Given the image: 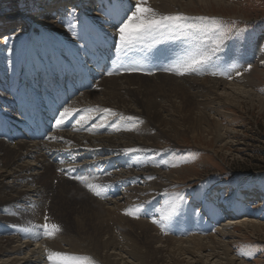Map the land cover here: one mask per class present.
<instances>
[{"label":"rangeland","instance_id":"obj_1","mask_svg":"<svg viewBox=\"0 0 264 264\" xmlns=\"http://www.w3.org/2000/svg\"><path fill=\"white\" fill-rule=\"evenodd\" d=\"M72 1L70 0L69 2ZM82 1L83 5L80 10L67 9L59 15H52L54 22L47 24V20L51 17H41L37 13L40 6L45 3L42 0H0V35L4 39L8 31H10L9 38L5 41L6 43L4 44V41L0 43V55H4L2 52H8L9 57L13 56L14 45L12 43L14 41L17 42L20 48L17 60L5 61L10 69L14 67L11 77L6 78L7 86L10 88L17 87L16 91L23 89V87L34 89L38 87V84L43 86V81H45L43 75L47 74L57 78L58 73H63L64 70L68 69L59 65L58 62L65 60L67 65L70 64V69L72 70V67H74L72 62L75 59L73 57L83 62L84 66H90V68L100 73L102 69L109 68L110 63L116 61V59L120 61L124 57L130 56L131 52L135 51L139 46L140 48H145V50L158 51V55L145 60L147 65L152 60L154 62L157 61L156 64L149 65L148 71H153L151 72L153 74L138 77L150 80H156V76L165 77L169 80L176 78L175 81H178L180 87L183 88L182 92L193 98L194 105L192 103L187 110L181 112L180 110L177 111L176 107H173V101L175 99L178 101L179 98H173L172 101L161 97H158L159 99L154 97H151V99L147 98L146 103L149 107H154L160 117L158 119L157 116H153V121H150L140 116L128 115L124 111L130 106L137 113H144V108H142L141 104L138 101L134 102L132 98L127 97L125 98L126 102L109 105L108 109L111 108L116 115L105 113L102 109H105L106 105H102L100 102L99 104L92 98H88L87 101L85 99L82 102L88 108L80 111L84 113L81 117L89 123L95 118L94 121H97L95 126L110 124V129L108 132L85 133L87 129L84 126L77 128L80 123L78 124L74 121L76 128H73L72 131H84L85 139L89 138V141L92 137H98V135L99 137H111V139H95L100 144L98 142L93 143L90 141V144L89 142L79 141L80 144L83 143L81 146L84 150L74 152L73 156L75 155V160H80L83 155H86L87 157L84 161H77L75 166L73 162L67 163V161L62 159L56 162V158H53L52 161L49 160L53 164L51 169L44 170L40 176L34 173L37 170L33 171V175L42 180L38 183H33V185H31L32 182L30 184L29 182L26 183L14 179L13 170L0 167V174L9 172L7 176L10 174L9 178H12L6 181L9 184L5 182L1 185L0 183V250H2L0 251V264H4V260H12L10 259L12 257L18 259L17 257L24 255L23 248L25 251H27L26 249H31L32 241L26 238L28 234H31V231L32 233L41 234L39 230L36 232L35 229H30V232L16 229L13 226V222H17L15 226L18 227H20L18 225L20 219H22L20 224L31 221L37 224L39 221L46 223L45 216H47L49 226L56 224L61 229L55 233L57 234L56 237L55 235L53 238L40 236L39 240L42 245L40 256L46 262L49 261L47 258L48 250L56 252L60 249L61 251L57 252H64L63 254L67 253L68 256H78V258H83V255H81L83 252L84 256L88 257V253L82 246H77V250L76 248L70 249L67 246H63V249L66 250L65 252V250L61 249L57 239H74L79 236L80 232L88 229L86 232L89 231L90 237L94 232H97L98 241H108L109 246L116 248V251L113 252L117 254V258L122 259L120 264H208L206 256L209 257L208 262L210 264H264V201L244 208L243 212L246 217L242 215L237 220H233L234 218L224 220L229 225L230 221H238L235 222V226L229 227L227 224L228 226H222L219 229L217 228V230L210 229L203 220H200L196 226L189 227L185 225L186 221L181 218L183 212L181 207L189 208L188 200L200 198L201 193L202 196L204 194L206 196L211 190V183L216 187L223 181L230 183L246 182V185L251 186L250 190L262 189L261 185L264 188V0H147V6L153 8L161 15L179 13L190 17L208 16L215 17L219 23L213 25L211 22L199 20L181 21L179 22V29H163L154 36L146 37L143 41L133 43L127 47H118L119 38L114 23L126 18L129 7L124 12L119 11V8L117 13H113L109 11V6L114 5L113 2L115 0H105V4L102 7L100 6V8H94L97 2L94 4L93 0ZM78 2L80 0H76V4ZM55 3H57V0H55ZM53 11L55 12V10ZM25 18L27 21L24 20ZM29 20H32L34 24L24 25ZM19 24L26 27L20 29L18 28ZM34 25H36L35 28L32 27ZM197 29H202V31H197ZM6 30L7 32L5 33ZM222 33L223 35H221ZM25 35H32V37L27 40ZM19 37L21 38L19 39ZM218 39L222 41L219 50L211 57L212 59L200 66L198 73L194 72L178 76L173 73L160 71L162 68H173L175 70L192 57L207 55L208 51L215 47L214 41ZM24 44L27 49L25 50L26 53H24V62L21 63V49ZM112 49L116 50L115 56L112 54ZM63 50L69 51L68 53L71 51L72 53L68 54L70 57L62 54ZM30 61H33L36 65L38 64L37 61H39V65L42 64L45 70L39 71L35 64L28 70L27 63ZM18 62L20 66H17ZM248 65H251L250 69H248ZM32 71L34 76L30 74ZM26 72H29L28 75ZM110 72L115 74L107 75L105 72L99 75L98 73V78L92 79V82L96 80L95 84L98 82L96 87L92 90L84 91V94L100 91L99 84L102 79L113 80L123 76L135 78L137 77L135 75H141L125 72L123 68L119 71ZM212 73H217V75H212ZM4 75L6 74L4 73ZM183 78L186 79L182 81ZM205 79H207V83ZM213 81L219 84L217 85ZM72 83L75 86L79 85L80 79L76 78ZM215 85L218 86V89ZM221 86H224V88L240 87L255 95V98L253 101L244 96L234 99L229 92L223 90L224 88L221 91ZM7 90L8 88L6 87L4 89L0 87V96L4 97L5 92V95L11 98V96L7 95ZM214 91L218 95H215ZM77 93L72 96L69 102L70 106H68L69 108L72 107L71 109L76 107L73 104L74 100L83 95L80 92ZM2 97H0V100ZM95 98H98V96H95ZM260 100H262V106L259 102ZM4 102L9 104L10 100L7 98L4 99ZM1 105L6 110L8 109L14 117L18 114V111L16 109L12 110L11 106L7 107L0 103ZM87 105H92L93 107L91 106V108ZM95 107L96 110H94ZM97 109L104 114H100ZM97 113L99 117H102L99 118ZM180 115H184V117ZM128 117L135 119L129 120L127 119ZM19 140L6 141L4 139V142L13 145L15 141ZM49 142L47 141V143ZM58 142L56 139L55 144L57 145H54V152L66 144V142L64 144L62 142H59V144ZM108 142L109 145H107ZM26 143L30 144L31 142ZM74 145L67 143L63 147L69 146V150L72 153V150L77 149L76 147L73 148ZM131 148L136 149V151H124ZM1 153L2 150L0 149V161ZM56 154L62 158L59 153L56 152ZM78 164L83 165L78 166ZM90 165H93L94 168H89ZM64 166L80 168L82 177L87 179L83 182L77 179L76 181L84 186L88 183L101 185L103 188L102 197H97L90 191V194H87L75 182L69 181L70 179L66 176L70 171L60 172ZM15 169L19 170V167H15ZM76 170L78 171V169H75L74 172H77ZM238 173L241 174L240 177L232 178L234 174ZM54 176L56 179H54ZM149 177H153V179H149ZM0 179L1 182L4 178L0 177ZM234 179H238L239 182L234 181ZM13 187L14 190L12 189ZM25 188L31 190H25ZM111 188L119 189L116 197L107 195V191ZM5 189L6 191H4ZM217 189L224 190V188ZM9 190H13L15 195ZM223 190L221 192L227 195L228 191ZM20 193L23 196L17 200L16 197ZM69 193L71 194L69 195ZM261 193H255V195ZM7 197L12 200L10 202L7 201ZM180 197H183V201L180 200ZM228 202L234 203L235 198ZM29 204L32 207L34 205L37 206L34 209L32 207L29 208ZM135 207H141L142 209L139 213V218L124 214L126 209ZM28 210L29 212H27ZM190 210L193 212L191 207ZM240 211L242 210L240 209ZM197 214L195 211L191 213V217ZM78 215L80 218L82 217V220H79ZM201 215L204 216V214ZM163 217L169 218L163 219ZM187 217L189 218L188 213ZM109 218H112V221ZM17 219L19 220L17 221ZM75 219L78 223L75 222ZM154 219L157 223H154L153 226L152 221ZM30 225L23 226L24 228L36 227L33 224ZM94 225L95 227L98 225V228H96L100 231L93 228ZM225 227L227 229H224ZM167 228H171V232L163 234V231H167ZM105 229L108 230L106 231ZM109 231L110 233H108ZM99 232H101V235ZM194 239H199V241L195 242ZM51 240L52 242L49 243ZM23 241L26 242L24 243ZM45 241L54 247L59 245L57 250L52 245L47 246L49 244H46ZM186 241L190 242L187 243ZM22 242L24 243L23 245L21 244ZM53 242H56L54 243L56 245ZM26 243L29 248L27 246L23 247ZM12 246L14 251L11 249ZM16 246H18V249L15 248ZM51 247L55 250L50 249ZM240 252L251 253V255L240 256ZM9 255L11 256L8 257ZM18 260L21 261V259ZM177 261L180 263H177ZM33 263L35 262L32 261L31 264ZM48 264H51V262L49 261Z\"/></svg>","mask_w":264,"mask_h":264},{"label":"bare ground","instance_id":"obj_2","mask_svg":"<svg viewBox=\"0 0 264 264\" xmlns=\"http://www.w3.org/2000/svg\"><path fill=\"white\" fill-rule=\"evenodd\" d=\"M66 1H70V0H57V3H55V0H49V3H48V6L50 5V6H52V9L50 8V10H55V12H58V10H60V8H61V10H63L64 8H66V6L67 5H69V3H71V4H73V1L72 2H67L66 3V5H64V3L66 2ZM136 1V0H135ZM212 1V0H211ZM63 2V3H62ZM61 3V4H60ZM79 3V2H78ZM78 3L77 4H75V5H78ZM83 4V1L82 0H80V4ZM133 2L132 1H130V0H115L114 1V4L116 5V6H119V8L122 6V4H125L126 6H129V5H131ZM59 5L58 7H56L55 5ZM63 5V6H62ZM46 7V3H44L43 5H41L40 6V8L37 10V13L38 14H40V11L43 9V8H45ZM54 7H55V9H54ZM119 11H121V10H119ZM44 13H46V12H48V14L50 15V13H51V11H49V9H47V8H45L44 9V11H43ZM55 14H57V13H55ZM61 14V13H60ZM105 14V13H104ZM124 14V13H123ZM18 15V14H17ZM48 15V17H51L52 15H54V14H51L50 16ZM57 15H59V14H57ZM8 16H9V14H8ZM101 17V16H100ZM102 18V17H101ZM24 20H26L27 21V19L25 18ZM23 20V21H24ZM87 20V19H86ZM100 21V20H99ZM54 21H53V19H52V17L51 18H49L48 20H47V24H52ZM29 25H30V23H29ZM27 26V25H26ZM26 26H22L21 24H19V27L18 28H20V29H24L23 27H26ZM30 27V26H29ZM36 27V25H34L33 26V28H35ZM38 27V26H37ZM7 32V30L5 31V33ZM10 31H8V35H10V33H9ZM108 34V33H107ZM110 34V33H109ZM114 34V33H113ZM41 35V34H40ZM1 37H2V35H0ZM26 36V38H27V40H29V39H31V37H32V35H25ZM110 36H112V35H110ZM1 37H0V43L1 42H3L4 40H2L1 39ZM21 37H19V39H20ZM25 38V37H24ZM110 38V37H109ZM33 39V38H32ZM102 39V38H101ZM26 40V41H27ZM114 41V40H113ZM112 43H114V42H112ZM13 45H14V55L13 56H11V57H9V54H8V52H5V53H3L2 52V54H4V55H0V87L2 88V89H4L5 87L6 88H8V90H13V91H11L10 93L11 94H13L14 93V91L17 89V87H14V88H10L9 86H7L8 84H6V81H7V79L6 78H9V77H11L10 75H11V73H13V68L14 67H12L11 69L9 68V66L7 65V62H5V61H13V60H17L18 59V56H19V52H20V48H19V45L17 44V42L16 41H14L13 43H12ZM32 44V43H31ZM21 45V44H20ZM30 45V44H29ZM34 48V47H33ZM13 49V48H12ZM27 49V47H26V45L24 44V47H22V49H21V53L23 54V53H26L25 52V50ZM71 49V48H70ZM87 49V48H86ZM130 49V48H129ZM177 49H179V48H177ZM51 50V49H50ZM96 50V49H95ZM186 51H188V50H186ZM185 51V52H186ZM69 52V51H68ZM68 52H66V50H63V53L62 54H64L65 56H67V57H70V55H68V54H71V53H68ZM12 53V52H11ZM184 53V52H183ZM188 53V52H187ZM1 54V53H0ZM21 54V55H22ZM77 54V53H76ZM186 54V53H185ZM190 55V54H189ZM189 55H188V58H189ZM24 56H25V54H24ZM35 56V55H34ZM51 56V55H50ZM52 56H54V55H52ZM31 57V56H30ZM29 57V58H30ZM48 57V56H47ZM185 57H187V56H185ZM49 58V57H48ZM58 58V57H57ZM72 58V57H71ZM73 58H75V57H73ZM32 59V58H31ZM35 59V58H34ZM169 59V58H168ZM182 59V58H181ZM212 59V58H211ZM55 60V59H54ZM57 60V59H56ZM186 60V59H185ZM189 60V59H188ZM20 61V60H19ZM34 61V60H33ZM60 61V60H59ZM36 62V61H35ZM38 62V64H39V61H37ZM186 62V61H185ZM11 63V62H10ZM59 63V65H61V66H64V67H67V62L65 61V60H62V62H58ZM176 63V62H175ZM14 64V63H13ZM28 64V67H29V69L28 70H30L31 69V67H32V65L31 64H35V63H32V62H28L27 63ZM35 66H36V64H35ZM58 66V65H57ZM38 67V66H37ZM167 67V66H166ZM33 70V69H32ZM4 73L6 74V75H4ZM27 73V72H26ZM29 73V72H28ZM28 73H27V75H28ZM33 73V71L31 72V75H33L32 74ZM34 76V75H33ZM165 76V75H164ZM138 77V76H137ZM135 77V78H127V77H125V76H123V77H120V78H116V79H113V80H104V79H102L101 81V83L99 84V88H100V91L98 90V92L97 93H93V92H91V93H87V94H84V92L82 91V89L84 88V87H81V88H78V89H69V91L66 93L67 94V96H68V98L67 99H63V97H62V95H59L58 96V98H57V100H56V103L54 104V108H56L57 109V111L59 112V114L64 110V108H68L69 109V106H70V104H69V106L67 107V106H65V107H63V105L66 103V102H68L69 101V98H72V96L75 94V93H77V92H80V93H82L83 95L82 96H80V98H78V99H76V100H74V102H73V104H75L76 105V107L75 108H73V109H69L70 110V114H69V118H70V125L71 126H75L76 127V125H74L75 124V122H74V120L73 119H71V117L74 115V114H76L77 113V111L80 109V108H82V107H85V105L82 103L85 99H86V101H87V99L88 98H92V100H94L95 102L97 101L98 103L100 102V103H102V105H106L105 107L106 108H108L109 107V105H112V103L113 104H120V103H122V102H126V100H125V98H132V99H134V102L135 101H138L140 104H141V106H142V108H144V113H137L135 110H133L132 108H130V106L129 107H127L124 111H126L127 112V114L129 115V114H132V115H135L134 117H138V116H140V117H142V118H145V119H149L150 121H153V116H157V118L159 119L160 117H159V115H158V112H157V110H155L154 109V107H149V105L146 103V100H147V98H150L151 99V97H154V98H158V97H161V98H165V99H167V100H169V101H172V99L173 98H179V100L178 101H176V99H175V101H173V107H176V109H177V111L178 110H180L181 112L182 111H185V110H187L188 109V106H190L192 103H193V98H191V96H189L187 93H184V92H182V87H180V85L178 84V81H175L176 80V78H174V80L173 79H166L165 77H157L156 76V80L155 79H146V78H144V79H141L140 77ZM169 77V76H168ZM167 77V78H168ZM186 77V76H185ZM148 78V77H147ZM170 78H172V77H170ZM188 78V77H187ZM6 79V80H5ZM12 79V78H11ZM186 79V78H185ZM184 78L182 79V81L183 80H185ZM190 79V78H189ZM5 80V81H4ZM104 80V81H103ZM191 80V79H190ZM207 79H205V81H206ZM12 81V80H11ZM203 81V80H202ZM201 81V82H202ZM185 82V81H184ZM192 82H194V81H192ZM214 82V81H213ZM217 82V81H216ZM181 83H183V82H181ZM180 83V84H181ZM206 83H207V81H206ZM212 83V82H211ZM215 83V82H214ZM215 84H217V83H215ZM219 84V83H218ZM217 84V85H218ZM222 84H223V82H222ZM240 84V83H239ZM184 85H185V83H184ZM190 85H191V83H190ZM199 85H201V84H199ZM217 85H215V87L218 89V86ZM192 86V85H191ZM214 86V85H213ZM241 86V85H240ZM200 87V86H199ZM241 87H244V86H241ZM193 88V87H192ZM224 88V86H221L220 87V90L221 89H223ZM214 89V88H213ZM224 91H227V92H229L230 93V95L234 98V99H237V98H241L242 96H244V97H247L248 99H250V100H254V98H255V95H253V94H250V92L249 91H247V90H245V89H241L240 87L238 88V87H226V88H224L223 89ZM206 91H208L207 89H206ZM205 91V92H206ZM213 91V90H212ZM216 91V90H215ZM214 91V93H215V95H218L216 92ZM222 91V90H221ZM201 92V91H200ZM212 93V92H211ZM140 95H142V97H140ZM201 95H203V94H201ZM35 96V95H34ZM95 96H98V98H95ZM0 97H2V96H0ZM213 97V96H212ZM214 98V97H213ZM218 98L219 99H221L220 98V96H218ZM4 99H6L5 97H2L1 98V100L2 101H4ZM8 99H10L9 97H8ZM74 99V98H73ZM159 99V98H158ZM197 99V98H196ZM153 100V99H152ZM129 101V100H128ZM200 101V100H199ZM202 101V100H201ZM211 101V100H210ZM226 101V100H225ZM224 101V102H225ZM17 102V101H16ZM16 102H13V104H12V101H10V103L8 104V102H4L6 105H9V107L11 106V108H15L17 105L15 104ZM90 102H92V101H90ZM130 102V101H129ZM151 102V101H150ZM155 102V101H154ZM260 102V104H261V106L264 104H262V100H260L259 101ZM89 103V102H88ZM93 103V102H92ZM99 103V104H100ZM137 103V102H136ZM213 103V102H212ZM72 104V105H73ZM90 104V103H89ZM150 104V103H149ZM164 104V103H163ZM74 105V106H75ZM101 105V106H102ZM122 105V104H121ZM129 105H131V104H129ZM160 105V104H159ZM193 105H194V103H193ZM205 105V104H204ZM208 105V104H207ZM216 105V104H215ZM92 106V105H91ZM90 106V107H91ZM96 106H97V104H96ZM99 106V105H98ZM124 106V105H123ZM134 106V105H133ZM157 106V105H156ZM166 106H167V104H166ZM93 107V106H92ZM91 107V108H92ZM136 107H138V106H136ZM264 107V106H263ZM86 108H88V107H86ZM99 108V107H98ZM103 108V107H102ZM113 108V107H112ZM134 108H135V106H134ZM94 109V108H93ZM109 109H111V108H109ZM156 109H158V108H156ZM170 109V108H169ZM172 109V108H171ZM174 109V108H173ZM94 110H96V107H95V109ZM103 110V109H102ZM101 110V111H102ZM112 110V109H111ZM132 110V111H131ZM168 110V109H167ZM84 111V110H83ZM89 111V110H88ZM99 111V110H98ZM136 112V113H134V112ZM166 111V110H165ZM97 112V111H96ZM100 112V111H99ZM103 112V111H102ZM123 112V111H122ZM168 112V111H167ZM170 112V111H169ZM89 113V112H88ZM162 113V112H161ZM40 114L42 115V117L43 116H45V114L44 113H41L40 112ZM98 114V113H97ZM100 114H104V113H101L100 112ZM125 114V113H124ZM163 114V113H162ZM180 114V113H179ZM85 116V115H84ZM152 116V117H151ZM180 116H182V117H184V115H180ZM41 117V116H40ZM90 117H93V116H90ZM98 117H99V114H98ZM100 117H102V116H100ZM99 117V118H100ZM171 117V116H170ZM13 118L14 117H12V116H10V115H7V116H5L4 115V120H6V122H7V124H8V122H13V125H12V127H14L13 128V130H8V132L5 134L4 133V138L5 139H17V140H19V139H21V137H22V135H21V132H20V130L21 129H18L17 130V127L15 126V125H17V126H20L24 121L23 120H20V119H18V118H15L14 119V121H13ZM38 119H43V118H38ZM102 119V118H101ZM155 120H157L156 118H154ZM172 119V118H171ZM179 119V118H178ZM148 120V121H149ZM181 120V119H180ZM102 121V120H101ZM149 121V122H150ZM172 121V120H171ZM25 122H28L29 123V120H27V121H25ZM97 122V121H96ZM158 122V121H157ZM159 123V122H158ZM15 124V125H14ZM79 124V123H78ZM156 124V123H155ZM44 124H41L40 125V128H44ZM65 126H67V122H65V125H64V127ZM154 127V126H153ZM155 128V127H154ZM73 129H69L68 131H69V135L67 136V138L65 137L66 135H65V133H64V130H63V132L62 133H60V132H57V136L58 137H60V138H62V139H59L60 141H66L67 143H70V144H75L74 146L76 147V146H78L79 144H80V142L79 141H85V142H89L90 143V141L91 142H93V143H95V142H98L97 140H95V139H111V137H107V136H103V137H99V135H98V137H92V139H90V141H89V138L88 139H85V135H84V133H81L82 131L81 130H79V131H72ZM159 130V129H158ZM21 131H23V130H21ZM71 132H73V133H71ZM90 133V132H89ZM102 134V133H101ZM110 134H111V132H110ZM103 135V134H102ZM122 135V134H121ZM114 136V135H113ZM119 136V135H118ZM30 137V136H29ZM0 138H3V137H1V135H0ZM66 138V139H65ZM132 138V137H131ZM87 140V141H86ZM13 141V140H12ZM59 141V142H60ZM112 141H115V140H112ZM58 142V143H59ZM13 143V142H12ZM63 144H64V142H62ZM61 143V144H62ZM66 143V144H67ZM99 143V142H98ZM135 143V142H134ZM60 144V143H59ZM62 144V145H63ZM65 144V145H66ZM83 143H81L80 145H82ZM87 144V143H86ZM91 144V143H90ZM100 144V143H99ZM104 144H105V142H104ZM111 144V143H110ZM113 144V143H112ZM55 145H57V144H55ZM65 145H63V146H65ZM80 145L78 146V147H80ZM107 145H109V142L107 143ZM119 145V144H118ZM124 145V144H123ZM63 146H61V147H63ZM73 146V147H74ZM104 146V145H103ZM106 146V145H105ZM130 146V145H129ZM60 147V146H59ZM72 147V146H71ZM77 147V148H78ZM85 147V146H84ZM92 147H94V146H92ZM124 147V146H123ZM127 148V147H126ZM0 149L2 150V157H1V163H0V167H5V168H8V169H10V170H13L14 172H12L13 173V176H14V174H15V176H14V179H18V180H20L21 182H32V184L31 185H33V183H38V182H40V180L35 176V175H33V171L34 170H37V171H35L34 173H37L39 176L43 173V171L45 170H47V169H51L52 168V163H50L51 161H49V160H51V155L50 154H48L49 153V149L43 144V143H40V142H31L30 144H27L25 141H22V140H19V141H15L14 143H13V145H11V144H9V143H7V142H4V141H2V140H0ZM132 149V148H131ZM84 150V149H83ZM73 151V150H72ZM61 152H63L62 153V156H64V157H69L67 154H69V151H68V149H63ZM78 152V151H77ZM95 152V151H94ZM122 152V151H121ZM90 154V153H89ZM102 154V153H101ZM91 156V155H90ZM89 156V157H90ZM94 158V157H93ZM69 159V158H68ZM107 159V158H106ZM70 161V160H69ZM84 161V160H83ZM102 161V160H101ZM56 162H58V160L56 161ZM102 163V162H101ZM85 164V163H84ZM11 166H13L12 168H11ZM19 167V170H16L15 169V167ZM76 166V165H75ZM94 168V167H93ZM1 169V168H0ZM97 170V169H96ZM100 170V169H99ZM4 171V170H3ZM23 171V173H21ZM77 171V170H76ZM50 172V171H49ZM57 172V171H56ZM67 172V171H66ZM9 173V172H8ZM7 173V174H8ZM69 173V172H68ZM7 174H0V177L1 178H4L0 183H1V185H3L6 181H8V180H10V179H12V178H9V176H10V174L7 176ZM36 174V175H37ZM70 174V173H69ZM12 176V177H13ZM46 177V176H45ZM49 177V176H48ZM54 179H56L55 178V176H54ZM1 180V179H0ZM45 180V179H44ZM48 180V179H47ZM51 180V179H50ZM59 180V179H58ZM63 180V179H62ZM111 180V179H110ZM42 181V180H41ZM52 181H53V179H52ZM66 181H68V180H66ZM107 181V180H106ZM10 182V181H9ZM15 182V181H14ZM17 182V181H16ZM45 182V181H44ZM51 182V181H50ZM49 182V183H50ZM58 182V181H57ZM108 182V181H107ZM7 183V182H6ZM11 183V182H10ZM20 183V182H19ZM25 183V184H26ZM42 183V182H41ZM46 183V182H45ZM63 183V182H62ZM111 183H112V181H111ZM7 184H9V183H7ZM13 184V183H12ZM23 184V183H22ZM30 184H28V185H30ZM43 184V183H42ZM47 184V183H46ZM46 184H45V186H46ZM60 184V183H59ZM105 184V183H104ZM113 184V183H112ZM37 185V184H36ZM53 185H55V184H53ZM64 185V184H63ZM76 185V184H75ZM106 185H108V184H106ZM111 185V184H110ZM114 185H115V183H114ZM113 185V186H114ZM9 186V185H8ZM14 186V185H13ZM24 186V185H23ZM26 186V185H25ZM43 186V185H42ZM50 186V185H49ZM78 186V185H77ZM101 186V185H100ZM105 186V185H104ZM1 187V186H0ZM3 187V186H2ZM11 187V186H10ZM15 187H17V186H15ZM19 187V186H18ZM33 187V186H32ZM32 187H30V188H32ZM107 187V186H106ZM28 188V187H27ZM47 188V187H46ZM56 188V187H55ZM10 189V188H9ZM13 190H14V187L12 188ZM16 189V188H15ZM20 189H22V188H20ZM19 189V190H20ZM33 189V188H32ZM37 189V188H36ZM60 189V188H59ZM13 190L11 191V190H9V191H11V192H13ZM25 190H31V189H26L25 188ZM24 190V191H25ZM41 190V189H40ZM39 190V191H40ZM47 190V189H46ZM53 190V189H52ZM56 190H57V188H56ZM1 191V190H0ZM4 191H6V189L4 190ZM17 191V190H16ZM33 191V190H32ZM55 191V190H54ZM62 191V190H61ZM67 192H68V190H66ZM83 191V190H82ZM252 191H255V193H260V192H262V191H260V190H252ZM10 192V193H11ZM42 192V191H41ZM52 192V191H51ZM57 192V191H56ZM55 192V193H56ZM62 192H65V191H62ZM6 193V192H5ZM5 193H4V195H5ZM9 193V192H8ZM18 193V192H17ZM17 193H16V195H17ZM27 193V192H26ZM34 193V192H33ZM37 193V192H36ZM45 193V192H44ZM43 193V194H44ZM53 193V192H52ZM59 193V192H58ZM114 193V192H113ZM13 194H14V192H13ZM12 194V195H13ZM40 194V193H39ZM64 194V193H63ZM67 194V193H66ZM65 194V195H66ZM71 193H69V195H70ZM11 195V196H12ZM15 195V194H14ZM25 195H27V194H25ZM38 195V194H37ZM36 195V196H37ZM45 195V194H44ZM53 195V194H52ZM248 195V194H247ZM246 195V196H247ZM258 195V196H257ZM264 195V194H263ZM262 195V193L261 194H256V197H262L263 196ZM22 194L20 193L16 198H17V200L18 199H21L22 198ZM29 196V195H28ZM41 196H43V195H41ZM46 196V195H45ZM255 196V195H254ZM253 196V197H254ZM4 197V196H3ZM6 197V196H5ZM10 197V196H9ZM14 197V196H13ZM49 197V196H48ZM62 197H64V196H62ZM8 198V197H7ZM15 198V197H14ZM27 198V197H26ZM25 198V199H26ZM46 198V197H45ZM65 198V197H64ZM69 198V197H68ZM70 198H71V196H70ZM69 198V199H70ZM30 199V198H29ZM106 199V198H105ZM217 198L215 197V196H210L209 198H208V202H207V204L211 207V212L210 213H208V211L201 205V208H200V211H201V213H200V216L201 217H207L208 219L209 218H212V217H218V214L221 212V210H223V218H232L231 216V214H233L234 213V209H233V207L231 206V205H229V204H222V203H220L219 201H217L216 200ZM248 199V198H247ZM4 200V199H3ZM12 199H10V198H8L7 199V201H11ZM62 200V199H61ZM66 200V199H65ZM254 200H257V198L256 199H254ZM31 201V200H30ZM39 201V200H38ZM43 201V200H42ZM48 201V200H47ZM55 201V200H54ZM68 201V200H67ZM111 201V200H110ZM27 202V201H26ZM116 202V201H115ZM17 203V202H16ZM36 203H38V202H36ZM36 203H34V204H36ZM44 203H45V201H44ZM64 203H65V201H64ZM67 203V202H66ZM12 204V203H11ZM77 204V203H76ZM8 205V204H7ZM26 205V204H25ZM30 205V204H29ZM42 205H44V204H42ZM56 205V204H55ZM9 206V205H8ZM10 206H12V205H10ZM16 206V205H15ZM37 205H34V207H36ZM6 207V206H5ZM24 207V206H23ZM30 207H32L31 205L29 206V208ZM34 207H32L33 209H34ZM114 207V206H113ZM40 208H42V207H40ZM104 208V207H103ZM116 208H118V207H116ZM232 208V209H231ZM32 209V210H33ZM39 209V208H38ZM83 209V208H82ZM120 209V208H119ZM11 210V209H10ZM15 210V209H14ZM20 210V209H19ZM100 210V209H99ZM16 211V210H15ZM14 211V212H15ZM26 211V210H25ZM36 212H37V210H35ZM45 211V210H44ZM59 211V210H58ZM84 211H86V210H84ZM106 211H108V210H106ZM17 212V211H16ZM27 212H29V210L27 211ZM31 212V211H30ZM33 212H34V210H33ZM54 212V211H53ZM82 212H83V210H82ZM99 212H101V211H99ZM110 212V211H109ZM108 212V213H109ZM112 212H114V211H112ZM13 213V212H12ZM19 213V212H18ZM40 213V212H39ZM38 213V214H39ZM102 213V212H101ZM16 214V213H15ZM55 214V213H54ZM86 214V213H85ZM95 214H96V212H95ZM111 214V213H110ZM113 214V213H112ZM201 214H204V216H202ZM211 214H213V216L211 215ZM17 215V214H16ZM28 215V214H27ZM30 215V214H29ZM32 215H36V214H32ZM79 215H80V213H79ZM79 215L77 216V217H79ZM83 215V214H82ZM98 215V214H97ZM104 215V214H103ZM107 215V214H106ZM229 216V217H228ZM11 217V216H10ZM16 217V216H15ZM29 217H31V216H29ZM110 217V216H109ZM111 217H112V215H111ZM13 218V217H12ZM11 218V219H12ZM17 218V217H16ZM16 218H14V219H16ZM18 218H21V217H18ZM40 218V217H39ZM82 218V217H81ZM80 217H79V220H82ZM112 218H114V217H112ZM112 218H109L111 221H112ZM116 218V217H115ZM10 219V218H9ZM31 219H33V218H31ZM77 219V218H76ZM75 219V222L77 221ZM101 219V218H100ZM8 220V219H7ZM19 219H17V221H18ZM104 220V219H103ZM13 221V220H12ZM27 221H28V219H27ZM88 221V220H87ZM107 221V220H106ZM110 221V222H111ZM211 221H213L212 219H210V222ZM6 222V221H5ZM8 222V221H7ZM16 222V221H15ZM19 222H20V220H19ZM18 222V223H19ZM82 222H84V221H82ZM81 222V223H82ZM96 222V221H95ZM231 223H230V225H229V223H225V225H223V224H221L220 226L218 225V229L219 228H221L222 226H228L229 225V227H231V226H235V222H238V221H230ZM14 223V222H13ZM30 223V222H29ZM76 223H78V222H76ZM87 223V222H86ZM9 224V223H8ZM104 224V223H103ZM215 224H219L218 222H215ZM228 224V225H227ZM7 225V224H6ZM9 225H11V224H9ZM80 225H82V224H80ZM96 225V224H95ZM95 225H94V227L93 228H96L95 227ZM114 225H115V223H114ZM114 225H112L113 227H114ZM31 226V225H30ZM79 226V225H78ZM83 226V225H82ZM145 226V225H144ZM7 227V226H6ZM6 227H4V228H6ZM8 227H10V226H8ZM85 227V226H84ZM107 227V226H106ZM12 228V227H11ZM28 228V227H27ZM32 228H34L33 226H32ZM81 228V227H80ZM86 228V227H85ZM98 228V227H97ZM96 228V229H97ZM103 228V227H102ZM111 228V227H110ZM260 228V227H259ZM2 229V228H1ZM18 229V228H17ZM92 229V228H91ZM224 229H227L226 227L224 228ZM15 230V229H14ZM30 230V229H29ZM32 230V229H31ZM88 230V229H87ZM86 230V231H87ZM97 230H99V229H97ZM96 230V231H97ZM106 231L108 230V229H105ZM112 230V229H111ZM256 230H258V229H256ZM23 231V230H22ZM35 231V230H34ZM86 231H82V232H80V234H79V236L78 235H76V236H78V237H76V238H74V239H62V238H57L58 240H59V245H60V247H61V249L62 250H65V249H63L64 247L63 246H67V247H69L70 249H75L77 246H82L84 249H85V251H86V253H88V257H91V258H93L92 260L95 262V264H120V262H121V260L122 259H119V258H117V254H115L113 251H116V248H112V246H109V243H108V241H106L105 242V240H104V242H102V240L101 241H98L97 239H98V233L97 232H94L93 233V235L90 237L89 236V231L88 232H86ZM91 231V230H90ZM100 231V230H99ZM102 231V230H101ZM19 232V231H18ZM30 232V231H29ZM36 232H37V230H36ZM113 232V231H112ZM111 232V233H112ZM127 232V231H126ZM28 233V232H27ZM31 234H28V237L26 236V238L27 239H29V240H31L32 241V244H31V249H26L27 251H25L24 250V248L23 247H25V246H27V243H26V245H24L22 248H23V253H24V255H20V253H19V257H17L18 259H21V261H19L18 259H16V257L15 258H10V259H12V260H4V264H31L32 263V261L33 262H35V263H33V264H48L49 263V261L48 262H46V260L44 261V260H42L41 259V248H42V245H41V242H40V234H36V233H32V231L30 232ZM90 233H92V232H90ZM100 233V235H101V232H99ZM107 233V232H106ZM108 233H110V231L108 232ZM123 233V232H122ZM225 233V232H224ZM21 234V233H20ZM23 234V233H22ZM24 234H26V233H24ZM17 235V234H16ZM38 235H39V238H37L38 237ZM56 235L57 234H55V237H56ZM108 235V234H107ZM145 235H147V234H145ZM13 236H15V235H13ZM17 236H19V235H17ZM22 236H24V235H22ZM74 236V235H73ZM110 236V235H109ZM210 236V235H209ZM208 236V237H209ZM58 237H59V235H58ZM131 237V236H130ZM212 237V236H211ZM11 238V237H10ZM16 238V237H15ZM26 238H24V239H26ZM70 238H73V237H70ZM21 239H23V238H21ZM56 239V238H55ZM112 239V238H111ZM147 239V238H146ZM212 239H213V237H212ZM6 240V239H5ZM44 240H46V239H44ZM100 240V239H99ZM109 240V239H108ZM186 240V239H185ZM9 241H10V239H9ZM13 241V240H12ZM47 241V240H46ZM45 241V242H46ZM53 241H55V240H53ZM110 241V240H109ZM178 241V240H177ZM180 241V240H179ZM194 241L195 242H198L199 241V239L197 240H195L194 239ZM24 243L26 242V241H23ZM21 243L22 245L24 244V243ZM48 242V241H47ZM46 242V244H49V243H51L52 242V240L51 241H49V243H47ZM133 242V241H132ZM136 242V241H135ZM187 243H189L190 241H186ZM3 243V242H2ZM6 243V242H5ZM16 243V242H15ZM54 243H56V242H53V244ZM191 243H192V241H191ZM208 243H209V241H208ZM214 243V242H213ZM20 244V245H21ZM45 244V245H46ZM182 244V243H181ZM198 244H200V243H198ZM4 245V244H3ZM2 245V246H3ZM50 245H52V244H49V245H47V246H50ZM54 245H56V244H54ZM59 245H57V247L59 246ZM110 245H112V244H110ZM53 246V245H52ZM123 246V245H122ZM128 246V245H127ZM175 246V245H174ZM173 246V247H174ZM183 246V245H182ZM194 246V245H193ZM5 247V246H4ZM18 246H16L15 248L16 249H18L17 248ZM28 247V246H27ZM26 247V248H27ZM54 247V246H53ZM53 247H51L50 249H52ZM57 247H54V248H56V250H57ZM124 247V246H123ZM138 247V246H137ZM172 247V246H171ZM21 248V249H22ZM29 248V247H28ZM45 248V247H44ZM43 248V249H44ZM141 248V247H140ZM190 248V247H189ZM2 249V248H1ZM12 251H14L13 250V246H12ZM47 249V248H46ZM214 249V248H213ZM221 249V248H220ZM4 250V249H3ZM6 250H8V249H6ZM5 250V251H6ZM45 250V249H44ZM52 250H55V249H52ZM60 250V249H59ZM59 250H57V251H59ZM76 250H77V248H76ZM136 250V249H135ZM176 250V249H175ZM189 250H191V249H189ZM194 250V249H193ZM0 251H2V250H0ZM10 251V250H9ZM49 251V250H48ZM51 251V250H50ZM56 251V252H57ZM61 251V250H60ZM137 251V250H136ZM144 251V250H143ZM195 251V250H194ZM42 252H43V250H42ZM45 252V251H44ZM65 252H66V250H65ZM79 252H80V254H81V251L79 250ZM135 252V251H134ZM180 252V251H179ZM46 253V252H45ZM64 253V252H63ZM122 253V252H121ZM172 253V252H171ZM178 253V252H177ZM191 253H193V252H191ZM10 254V253H9ZM22 254V253H21ZM123 254V253H122ZM121 254V255H122ZM196 254V253H195ZM199 254V253H198ZM202 254V253H201ZM4 255V254H3ZM66 255H67V253H66ZM81 255H83V257H85L84 256V254H83V252H82V254ZM127 255V254H126ZM129 255V254H128ZM175 255V254H174ZM11 255H9L8 257H10ZM45 256V255H44ZM125 256V255H124ZM162 256V255H161ZM187 256V255H186ZM194 256V255H193ZM200 256V255H199ZM198 256V257H199ZM6 257V256H5ZM4 257V258H5ZM174 257V256H173ZM207 258H206V262L208 263V264H210L209 262H208V256H206ZM3 258V257H2ZM77 258H78V256H77ZM128 258V257H127ZM126 258V259H127ZM190 258H192V257H190ZM125 259V258H124ZM129 259V258H128ZM138 259V258H137ZM146 260V259H145ZM155 260H157V259H155ZM154 260V261H155ZM165 260V259H164ZM193 260V259H192ZM199 260V259H198ZM131 261V260H130ZM196 261V260H195ZM46 262V263H45ZM133 262V261H132ZM179 261H177V263H178ZM203 262V261H202ZM228 262H229V260H228ZM1 263V262H0ZM180 263V262H179ZM125 264H127V263H125ZM169 264V263H168ZM191 264V263H190Z\"/></svg>","mask_w":264,"mask_h":264},{"label":"snow or ice","instance_id":"obj_3","mask_svg":"<svg viewBox=\"0 0 264 264\" xmlns=\"http://www.w3.org/2000/svg\"><path fill=\"white\" fill-rule=\"evenodd\" d=\"M185 20H199L202 22H211L213 25L219 23V21L215 17L208 16L190 17L179 13L174 15H161L158 14L153 8L147 6V0H136L135 4L132 5L128 13H126V18H122L118 23V47H127L132 45L133 43L143 41L146 37L154 36L163 29H179V22ZM197 31H202V29H197ZM221 35H223V33ZM221 42L222 41L219 39L217 41H214L215 47L210 49L207 55H199L196 57H192L175 70L173 68H162L160 69V71L173 73L178 76H183L194 72L198 73L200 66L207 63L211 59V57L219 50ZM250 68L251 65H248V69ZM124 71L128 73H135L141 72L143 70L139 68H127L124 69ZM106 74L113 75L115 73L108 72ZM146 74L152 75L153 73L148 72ZM237 74L239 75V73ZM212 75H217V73H212ZM103 111L110 115H116L115 112L108 108L103 109ZM69 114L70 110L68 108H64V110L60 113V118L56 120V125H61L64 121V118L67 117ZM127 119L132 120L135 118L128 117ZM102 126L103 125H98L97 127ZM124 151L132 152L136 151V149H125ZM75 179L83 182L87 178L78 176L75 177ZM149 179H153V177H149ZM86 187L88 191L92 192L93 195L97 197H102L103 188L101 186L88 183L86 184ZM180 200L183 201V197H180ZM141 210V207L126 209L124 214L132 216L134 218H139V213L141 212ZM195 211L196 209H193V212ZM168 218L169 217H163V219ZM45 221V224L36 227H40L43 229V232L40 235H43L45 238H53L55 233L59 232L61 229L59 225L56 224H52L49 226V224L47 223V216H45ZM152 222L157 223L155 219ZM23 231H29V229H24ZM37 238H39V235ZM239 255L249 256L251 255V253L240 252ZM47 258L51 262V264H95L91 257L77 258L55 251H47Z\"/></svg>","mask_w":264,"mask_h":264}]
</instances>
